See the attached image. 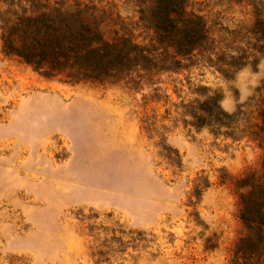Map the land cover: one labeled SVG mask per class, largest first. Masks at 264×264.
Masks as SVG:
<instances>
[{
  "label": "rangeland",
  "instance_id": "rangeland-1",
  "mask_svg": "<svg viewBox=\"0 0 264 264\" xmlns=\"http://www.w3.org/2000/svg\"><path fill=\"white\" fill-rule=\"evenodd\" d=\"M53 1L154 37L156 0ZM188 10L207 24L191 54L107 81L46 77L0 29V264H264L242 218L264 173V0Z\"/></svg>",
  "mask_w": 264,
  "mask_h": 264
},
{
  "label": "trees",
  "instance_id": "trees-1",
  "mask_svg": "<svg viewBox=\"0 0 264 264\" xmlns=\"http://www.w3.org/2000/svg\"><path fill=\"white\" fill-rule=\"evenodd\" d=\"M141 12L154 33L146 42L121 27H114L110 36L98 9L90 5L66 9L52 0H0L3 53L46 77L107 81L156 62L178 63L179 56L191 54L206 39L207 24L188 10V0H156ZM171 51L164 61L161 56ZM258 108L254 132L264 150V96ZM249 186L242 218L250 229H258L256 253L264 259V173Z\"/></svg>",
  "mask_w": 264,
  "mask_h": 264
}]
</instances>
